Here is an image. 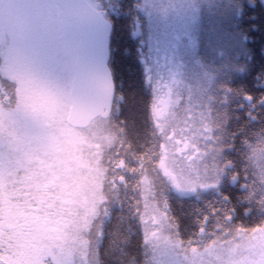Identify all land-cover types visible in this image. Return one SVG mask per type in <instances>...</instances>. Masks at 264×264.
<instances>
[{
    "label": "rangeland",
    "instance_id": "obj_1",
    "mask_svg": "<svg viewBox=\"0 0 264 264\" xmlns=\"http://www.w3.org/2000/svg\"><path fill=\"white\" fill-rule=\"evenodd\" d=\"M89 1L99 10L112 6V0ZM231 1L142 0L144 65L162 150L157 163L132 171L126 149L104 135L99 122L88 131L64 125L78 23L52 0H0V200L10 214L2 261L99 264L109 209L127 176L140 171L139 220L152 264H264V224L187 246L167 201L171 193L216 190L226 175L217 136L222 66L215 60L219 49L229 53L224 19L226 7L236 15ZM103 21L109 45L112 23L106 15ZM46 95L59 106L45 111Z\"/></svg>",
    "mask_w": 264,
    "mask_h": 264
},
{
    "label": "trees",
    "instance_id": "obj_2",
    "mask_svg": "<svg viewBox=\"0 0 264 264\" xmlns=\"http://www.w3.org/2000/svg\"><path fill=\"white\" fill-rule=\"evenodd\" d=\"M110 5L103 10L112 23L108 46L116 85L113 111L109 118H98L86 129H74L65 122L68 89L63 122L71 131H88L94 122H99V130L126 149L129 170L137 171L141 163H157L162 150L144 65L147 18L142 12V0H112ZM229 7L236 10L231 18L226 7L227 16L223 18L231 35V42L229 38L225 40L226 47L230 43L229 53L219 49L220 57L215 60L222 66L218 71L221 85H217V136L226 175L216 190L167 195L169 214L187 246L208 244L230 229H252L264 224V2L233 0ZM139 29L141 33L136 34ZM46 90L50 91V87ZM51 97H43L41 107L45 111L59 106ZM138 172L136 177L134 173L127 176L109 209L99 246V264H152L139 220L142 174Z\"/></svg>",
    "mask_w": 264,
    "mask_h": 264
},
{
    "label": "water",
    "instance_id": "obj_3",
    "mask_svg": "<svg viewBox=\"0 0 264 264\" xmlns=\"http://www.w3.org/2000/svg\"><path fill=\"white\" fill-rule=\"evenodd\" d=\"M53 1L69 20L79 25L65 122L74 129H86L98 118H109L116 97V85L109 66L107 30L103 21L105 11L94 7L89 0Z\"/></svg>",
    "mask_w": 264,
    "mask_h": 264
},
{
    "label": "flooded vegetation",
    "instance_id": "obj_4",
    "mask_svg": "<svg viewBox=\"0 0 264 264\" xmlns=\"http://www.w3.org/2000/svg\"><path fill=\"white\" fill-rule=\"evenodd\" d=\"M9 91L6 93L7 96L9 95V100H5L7 103H12V88L8 89ZM5 176H8V173L5 172ZM7 208V205H4L1 200H0V240L3 239V238H6V232H7V226L5 225L4 223V218H6L8 215V213H6L3 209L4 208ZM18 227H20V225L18 224L17 225ZM139 231V230H138ZM137 233V232H136ZM0 246H1V243H0ZM3 263H7V264H10L9 261H2L1 258H0V264H3Z\"/></svg>",
    "mask_w": 264,
    "mask_h": 264
}]
</instances>
